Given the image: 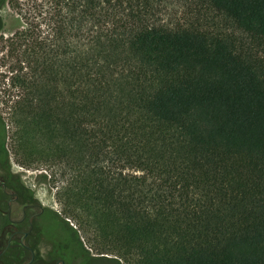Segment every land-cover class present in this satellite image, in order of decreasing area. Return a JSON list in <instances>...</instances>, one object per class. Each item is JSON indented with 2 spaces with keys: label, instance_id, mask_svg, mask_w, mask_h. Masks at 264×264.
I'll return each mask as SVG.
<instances>
[{
  "label": "trees",
  "instance_id": "trees-1",
  "mask_svg": "<svg viewBox=\"0 0 264 264\" xmlns=\"http://www.w3.org/2000/svg\"><path fill=\"white\" fill-rule=\"evenodd\" d=\"M6 3L21 21L0 32L13 156L62 182L88 247L264 264V0Z\"/></svg>",
  "mask_w": 264,
  "mask_h": 264
},
{
  "label": "rangeland",
  "instance_id": "rangeland-1",
  "mask_svg": "<svg viewBox=\"0 0 264 264\" xmlns=\"http://www.w3.org/2000/svg\"><path fill=\"white\" fill-rule=\"evenodd\" d=\"M20 24V18L9 8L6 0H0V32L5 36L9 35L19 28ZM4 69L3 66H0V72ZM2 99H4L3 92L0 94V111L5 122L1 121V127L9 167L20 178L21 189L27 191L31 195V200L39 203L49 212L48 219L44 222L45 228H39L40 247L50 248L52 245H56L57 255L67 256L66 258L70 264H120L109 254H105L108 257H101L105 258L103 260L96 259L98 258V254L88 247L87 238L80 230L76 221L71 217L64 219L62 206L56 197L57 188L62 182H53V178L50 176L51 170L48 167L43 165L26 167L17 163L10 146L12 127L8 123V115L4 114L5 106L1 102ZM12 206V217L17 218V211H19L18 204L14 203ZM75 229L79 231L76 232ZM33 232V237L37 239V219ZM86 253L89 254V260L86 257Z\"/></svg>",
  "mask_w": 264,
  "mask_h": 264
},
{
  "label": "flooded vegetation",
  "instance_id": "flooded-vegetation-1",
  "mask_svg": "<svg viewBox=\"0 0 264 264\" xmlns=\"http://www.w3.org/2000/svg\"><path fill=\"white\" fill-rule=\"evenodd\" d=\"M20 181L8 164L0 119V264L2 253L8 249L15 252L16 263L13 264H70L67 256L57 255L56 245L40 247L39 228L44 227L49 212L31 200V195L21 189ZM14 203L19 207L17 218L12 217ZM36 219L37 239L33 237ZM97 257L105 259L101 258L105 257L102 254Z\"/></svg>",
  "mask_w": 264,
  "mask_h": 264
},
{
  "label": "water",
  "instance_id": "water-1",
  "mask_svg": "<svg viewBox=\"0 0 264 264\" xmlns=\"http://www.w3.org/2000/svg\"><path fill=\"white\" fill-rule=\"evenodd\" d=\"M24 236H25V234H24ZM105 257H108L107 255H104Z\"/></svg>",
  "mask_w": 264,
  "mask_h": 264
}]
</instances>
